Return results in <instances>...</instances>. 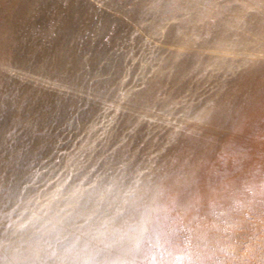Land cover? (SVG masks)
Returning a JSON list of instances; mask_svg holds the SVG:
<instances>
[{"label": "rangeland", "instance_id": "obj_1", "mask_svg": "<svg viewBox=\"0 0 264 264\" xmlns=\"http://www.w3.org/2000/svg\"><path fill=\"white\" fill-rule=\"evenodd\" d=\"M23 1L16 31L0 29L13 42L0 46V264L121 254L118 264H264V208L233 201L221 219L227 198H240L229 181L210 180L208 198L176 173L181 161L216 169L238 152L245 125L217 101L246 70H264V0ZM66 3L46 20L42 5ZM251 135L264 139V128ZM243 176L264 185V171L254 183ZM140 196L154 213L129 218L117 246L114 222ZM209 201L221 209L193 211Z\"/></svg>", "mask_w": 264, "mask_h": 264}, {"label": "bare ground", "instance_id": "obj_2", "mask_svg": "<svg viewBox=\"0 0 264 264\" xmlns=\"http://www.w3.org/2000/svg\"><path fill=\"white\" fill-rule=\"evenodd\" d=\"M27 2L28 1L22 2L21 0L20 4H17V7L14 8V5H11L12 0H0L1 30L3 29L4 31L10 32L16 31V24L13 21L12 15L18 11H21V13H19L22 14L25 10ZM71 6H73L72 3H66L63 5V7H58L57 5L54 7L42 5L41 11L46 14V20L52 22L53 19L55 21V18H59V15L63 10L65 11V9L70 8ZM17 9L18 11H15ZM64 22L68 28L75 29L78 25V17L77 15L68 16ZM25 32H27L26 28ZM11 42V39H5L3 38V35H0V46L4 45L7 47L10 45L11 48ZM65 58L68 61L72 60V58L69 57ZM5 61H8V59L5 56L3 57L0 55V63ZM236 80L237 81L234 82L232 87L226 91L217 102H219V105H230L231 108L229 107L228 114L236 116L237 118L239 117L240 123L243 122L245 125L244 130L246 131V135H244L243 139L241 140L242 142L238 144V152L234 153L233 157L228 159L225 163L219 161L216 165V169H206V167L197 164L195 159L193 160L192 165H186V162L181 161L176 166V173L180 177V180H183V183L187 182L185 189L188 192L193 190L204 192L207 197L209 194L211 195L210 180H216V184L220 182L223 183V181H229L227 183L228 186L226 187L227 194L238 193L240 198L237 200H232L231 197H228L226 203L221 205V208L225 207V210L223 213H218L217 211V214L219 218L224 220L229 219L231 216V205L233 201H235L239 207L254 206L255 209L264 208V185L255 184L251 186L249 184L242 185L238 183L240 179L245 178L243 175H250L249 178L252 183H254L260 178L264 171V139L261 137L256 138L255 136L251 135L255 130L260 131L262 130V127L264 128V123H260L259 121L261 120L258 119L262 112H264V70L260 72L248 69ZM7 106L8 105L3 103L0 99V111L5 109ZM253 112L259 115H252ZM12 116H14V118L17 116L19 122H25L22 119V115L19 116L13 114ZM252 117L253 120H258V122L251 123L250 121H252ZM10 130L13 129L10 128ZM23 141L22 146H18V148H24V146L30 144L29 138L24 139ZM188 150L189 148L183 153L186 155V157H193L194 152ZM174 154H177V151H174L173 155ZM192 174L196 175V179L191 180L189 178V176ZM254 190H258V192L255 195H250V192H254ZM210 195L208 198H210ZM147 203L148 201L145 202L142 196H140L135 202L131 203L128 217L126 219H118L114 222L116 229L115 237L119 241L115 245L120 246L127 240V238H129V218H134L136 220H141L144 218L148 219L149 213L153 211L151 209L150 203L148 206ZM219 207V205H215L209 201L208 203H203L200 207L193 211L196 213H210L214 210L221 209ZM186 210L188 209L180 208L181 212H185ZM155 217L164 226H166V224H168L169 227L171 226L168 222V219V221H166L165 219H162L163 217H158L157 215ZM247 225L248 224H242L243 227ZM248 229L253 233L256 232L255 228L253 227H248ZM244 232L247 235L248 231L246 229H244ZM233 237L238 238L239 232H234ZM111 239L108 238L106 240L109 248L114 247V239L113 241ZM123 257L126 259L129 257V255L127 256L126 254H121L120 256L113 258V260H110L108 264H118V259H122ZM260 260L264 261V257H260Z\"/></svg>", "mask_w": 264, "mask_h": 264}, {"label": "clouds", "instance_id": "obj_3", "mask_svg": "<svg viewBox=\"0 0 264 264\" xmlns=\"http://www.w3.org/2000/svg\"><path fill=\"white\" fill-rule=\"evenodd\" d=\"M166 259L170 262V264H180V259L176 257L167 256Z\"/></svg>", "mask_w": 264, "mask_h": 264}]
</instances>
